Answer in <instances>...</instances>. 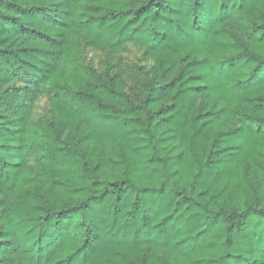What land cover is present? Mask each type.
I'll use <instances>...</instances> for the list:
<instances>
[{"label":"trees","instance_id":"obj_1","mask_svg":"<svg viewBox=\"0 0 264 264\" xmlns=\"http://www.w3.org/2000/svg\"><path fill=\"white\" fill-rule=\"evenodd\" d=\"M77 38L137 45L152 71L129 96ZM15 81L2 264H264V0H0V85ZM44 94L52 120L32 126Z\"/></svg>","mask_w":264,"mask_h":264},{"label":"rangeland","instance_id":"obj_2","mask_svg":"<svg viewBox=\"0 0 264 264\" xmlns=\"http://www.w3.org/2000/svg\"><path fill=\"white\" fill-rule=\"evenodd\" d=\"M226 27L243 41H246V30L241 24H228ZM71 44L78 48L77 60L87 67L94 68L99 72L109 70L120 76L126 93L133 96L139 90L145 77L152 71L153 63L144 50L137 45L127 44L120 52H111L104 48H94L78 38L72 40ZM22 83L15 81L7 85H0V91L7 87L21 88ZM4 101V97L1 98ZM52 120L51 101L47 94L41 96L35 103L29 124L32 126H44ZM37 148L29 149V160L35 165ZM7 198H0V208L7 203ZM0 264L1 261H0Z\"/></svg>","mask_w":264,"mask_h":264}]
</instances>
